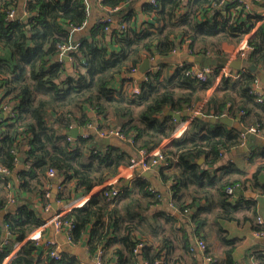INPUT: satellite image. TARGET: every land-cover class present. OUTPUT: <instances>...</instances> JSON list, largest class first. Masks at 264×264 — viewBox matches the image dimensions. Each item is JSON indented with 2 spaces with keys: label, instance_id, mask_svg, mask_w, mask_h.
Segmentation results:
<instances>
[{
  "label": "trees",
  "instance_id": "16d2710c",
  "mask_svg": "<svg viewBox=\"0 0 264 264\" xmlns=\"http://www.w3.org/2000/svg\"><path fill=\"white\" fill-rule=\"evenodd\" d=\"M136 1L98 0L112 20H99L86 28L91 11L88 0H27L24 5L19 0H0V89L4 105L15 113L0 120V167L9 171L0 175V264L18 242L23 243L21 248L6 264H83L66 253L55 260L52 249H42L38 241L27 239L48 220L32 200V194H39L44 207L48 203L42 189L47 171L54 168L65 183L75 180V190L90 192L116 175L120 167L130 165L140 150L151 151L171 137L179 121L166 113L167 109L180 112L187 106L193 110L205 100L202 116L191 118L182 136L163 149L169 162L158 170L160 178L169 184L177 210L183 214L190 209L187 216L193 233L206 245L207 236L201 229L210 212L228 221H241L237 211L242 206L256 214V200L233 198L226 189L238 184L241 190L257 188L264 193L258 178L264 164L247 178L229 159L221 162L226 151L243 144L245 136L238 128L209 117L227 115L245 127L260 126L264 132V93L258 101L251 92L264 72L262 16L249 12L241 0H150L142 9L147 19L141 21L133 6ZM19 9L26 17L17 15ZM12 10L15 16L10 18ZM115 14L118 19L114 23ZM23 26L34 30L33 47L19 43ZM255 27L248 39L254 51L245 66L222 76L212 96L205 99L227 62L221 45L241 42ZM76 28L85 33L73 43ZM184 44L190 56L218 60L206 80L189 74L195 65L189 60L177 64L173 71L165 61L134 85L140 88L138 94L123 92L124 82L134 80L124 74L138 69L145 58H169ZM61 45H77L68 52L71 64L60 57ZM87 107L95 113L90 114ZM96 118L99 128H117L127 140L107 145L100 142L96 131L77 138L66 133L72 126L88 128ZM253 155H264V147ZM21 156L23 168L18 170ZM119 186L122 194L116 201L99 190L84 205L61 216L63 227L71 226L70 240L79 242L88 232V251L92 256L101 251L103 264H140L141 260L170 264L168 252L154 250L144 236L155 230L156 223L162 224L163 217L180 223L176 212L156 209L167 194L146 176L134 178V186ZM12 190L13 203L8 197ZM255 231H264V224L256 220ZM223 232L218 229L226 246L223 262L208 245L206 253L215 257L214 264H235L236 241ZM159 239L169 249L171 237ZM140 242L144 246L137 251ZM186 246L196 257L195 243ZM252 256L257 264H264L260 246Z\"/></svg>",
  "mask_w": 264,
  "mask_h": 264
},
{
  "label": "crops",
  "instance_id": "0c3cea01",
  "mask_svg": "<svg viewBox=\"0 0 264 264\" xmlns=\"http://www.w3.org/2000/svg\"><path fill=\"white\" fill-rule=\"evenodd\" d=\"M27 0H19L20 5H24ZM150 0H137L134 3V8L139 12V18L140 20L147 19V15H145L142 11L143 6L146 2ZM243 2L246 3L247 10L253 14H260L261 16H264V0L260 1H255V0H242ZM88 2L91 5V11H90V16L89 20L87 22V27L90 28L93 26L97 21H99L101 18L106 17L107 13L106 10L102 8V6L99 4L98 0H88ZM23 10L19 9L17 14L19 17L26 16V13ZM113 21L114 23L118 19V14H115L113 16ZM260 23L257 24V27ZM257 27H255L249 34L245 36L243 39V42H247V40L254 35L256 32ZM34 31V30H33ZM32 30L28 29L27 26H23L22 29L20 30L19 33V43L22 44L25 47H33L34 46V41H33V32ZM85 33L84 29H77L74 30L73 35H72V41L73 43H78L80 40L81 36H83ZM242 42L239 43H229V42H224L221 45V50L223 51V54L227 58V61L230 59L231 55L238 53L240 50ZM187 44H184L183 49H179L175 51L169 58H164L162 56H157L153 57L150 62H151V67L150 69L145 72L144 74L140 71V67L138 68V71L132 74L130 78H133L131 83L124 82V87L122 86L123 92L125 94L132 93V89L134 85H137L143 80V77L151 70V68L158 67L159 63L161 62H167L169 64L170 70L173 71V69L177 66V64H181V62L188 61V57L190 54L188 53L187 50ZM248 58V57H247ZM241 59L243 60V67L245 66L246 59ZM240 59L238 56L234 58L232 61ZM145 60V59H144ZM160 62H159V61ZM144 62V61H143ZM142 62V63H143ZM159 62V63H158ZM69 64H71V61H69ZM242 67V68H243ZM231 67L228 68V71L231 72ZM234 71L233 73H236L238 71L237 69L233 68ZM260 79V77H259ZM120 80V79H119ZM221 81V77L218 78L214 81L213 86L207 91L205 94L204 98L209 99L214 91L217 89L219 83ZM261 81V79H260ZM121 85L123 84V81L121 79ZM261 85L264 86V83L261 81ZM6 101L3 99V94H2V89H0V103ZM189 108V107H188ZM90 114H94L95 111L91 107L86 108ZM191 110V109H190ZM181 112V111H180ZM5 117L6 111L3 109L2 106H0V115H3ZM91 115V116H92ZM223 117H229L227 115ZM182 117L181 120L178 122V125L174 132L172 133L171 137L163 140V142L156 148H161L164 149L171 145L173 141L177 138H180L184 131L187 129L191 118L189 117ZM230 119L233 120V124H238L242 125L245 127L243 124H240L239 119H233L229 117ZM2 118H0L1 120ZM91 124H99V121L96 120L91 123ZM75 127V126H74ZM80 129H83L85 132L88 131V128H83L78 126ZM113 128V127H112ZM248 128V127H247ZM117 129V128H115ZM119 130V129H117ZM183 130V131H182ZM182 131V132H181ZM84 132V133H85ZM107 138H115L118 140H127L123 138H117V137H107ZM100 139V137H99ZM124 142V141H123ZM250 143V140L246 137H244V142L243 146H248ZM242 145L236 149H233L231 151H226L225 156L223 157V160L221 162H226L228 159L237 165L245 174L247 178H251L253 174L256 172L257 168L261 165L264 164V155H253L255 150L257 151L259 148L264 147L261 145H255L254 147L250 148V150L246 151ZM242 147V148H241ZM155 148V149H156ZM154 150V149H153ZM228 160V161H229ZM23 164V163H22ZM23 168V165L20 167V161L17 165V169L21 170ZM159 168L156 170L153 169L151 170V175L148 176L152 179V182L155 186H159L164 193L167 194V197L164 195V201L156 206V209L158 208H164L167 209V211L172 212L170 209V203L172 201L171 194L168 191V186L169 184L163 182L160 178L159 174ZM120 172H126V176L120 178L119 184L121 185H128V186H134V179L130 177V174L133 173L127 168V166H122L120 167ZM134 172L138 173L137 170ZM143 176V175H142ZM112 176V179L108 178L106 181H111L114 180L115 177ZM147 177V176H146ZM259 182L264 184V170L258 175ZM105 181V182H106ZM104 182V183H105ZM103 183V184H104ZM164 183V184H163ZM102 184V185H103ZM95 187L92 191L86 192L83 190H75V180L71 179L68 180V182H64V178L62 176H59V174L55 177H48L45 178L44 180V185L42 187L43 191L45 192V198L49 201L48 203L50 204V208L46 209L48 203H46L44 207V202L39 196V194H32V200L34 202V206L38 210H42L44 212V216L47 219L53 218L56 214L62 213L65 214L75 208V205L77 204H82L86 203L90 197L98 193V191L101 189V186ZM241 191L245 192H255L256 197L251 198L257 201V207H256V214L252 215V212H250L248 209L245 207H241L237 211V216L241 218V221H228V220H223V219H218L215 217V214H212L211 212L208 214V222L207 224L201 229L203 233L207 236L206 241L208 248L210 249V252L215 255L219 261L223 262L225 258V249L226 246L219 237L218 234V229L222 228L224 230L223 235H226L229 239L235 240L236 241V246L235 250L233 253V258L235 264H247V260L250 262V264H257L255 260L253 259V252L255 251V248L257 246H260L263 249L264 253V238H260L255 234V223L258 217H261L264 220V193H261V191L257 188H250L248 190H241L238 189L237 195L239 197L241 196ZM14 193L13 190L10 191V193ZM24 196L27 195V193L23 194ZM64 197V198H61ZM244 198H247L244 196ZM250 199V198H247ZM205 202V200H202V204ZM12 205V204H11ZM194 210L192 209V213ZM180 213L179 211H176L177 217L180 219V223H174L172 221H169L167 217L162 218V224H155L156 228L154 231H148L150 232L149 234L144 235L145 238L148 240L149 245L154 249L158 250V248H162V253L167 254V258L170 262V264H205L203 260V256H196L194 257L189 251L186 249V245L190 244H196V236L193 233V226L190 221V218L186 214H178ZM251 216L254 219L251 220H244L245 216ZM32 235H38L40 237L39 244L42 249H46V244L48 241H52L55 243L56 248L61 251V253H66L69 254L72 257H75L79 260L82 261V263H87V264H94V258L91 257L88 247H87V240L89 237V233L87 232L84 236L83 239L79 242H72L69 238V226L67 225L66 227H63L60 230H57L53 225L48 226L45 229H40L36 228L33 230L27 237V239H31ZM162 235H166V237L170 236L171 237V245L169 249H167V244L163 243L159 237H162ZM23 243H16L13 251L11 254L6 258L3 264H6L10 258L17 253V251L21 248ZM262 245V246H261ZM111 249H108L110 251ZM47 251V250H46ZM111 264H115V261L112 262ZM140 264H147L145 261L141 260Z\"/></svg>",
  "mask_w": 264,
  "mask_h": 264
},
{
  "label": "built area",
  "instance_id": "2783aa9c",
  "mask_svg": "<svg viewBox=\"0 0 264 264\" xmlns=\"http://www.w3.org/2000/svg\"><path fill=\"white\" fill-rule=\"evenodd\" d=\"M151 2L155 3L156 0H151ZM110 11L114 12L115 10L110 9ZM14 16H15V11L12 10L9 13V17L13 18ZM100 20L111 21L112 19L110 17H103ZM263 20H264V16H262L261 22ZM261 22H259V23H261ZM75 30H77V28ZM243 41L244 40L241 41L242 44L240 46V50L238 51V53L231 55L230 59L222 67V69L220 71V75L218 76V78H220L222 76L231 75V73L228 71V68H230L229 63L234 58H236L237 56L240 59L247 58L248 55L252 51H254V47L251 44H249L248 40H247V42H243ZM76 46L77 45H61L60 46V50H61L60 55L68 54L70 49L76 48ZM70 59H71V57H70ZM156 70H157V67L151 68V70L148 73L156 72ZM137 71H138V69L135 68L130 73L124 74V77H126L127 79H131L130 77L132 76V74H134ZM212 71H213L212 65L211 66H202V65L195 64L192 67V69L189 70V74L198 80L204 81L208 78L209 74H211ZM143 79H147V74L143 77ZM131 91H132V93L138 94L140 92V88L138 86H134ZM251 92L254 95H256V98L258 101H262L263 93H264V86L261 85L260 79L255 80V82L252 85ZM205 102H206V100L203 101L198 107H196L193 110H195L196 113H198V112L201 113V109L204 106ZM0 106L3 107V109L6 111V114L10 113L11 116L15 115L14 111H10V108L7 105H4V102L3 103L1 102ZM71 128H73V126ZM89 130L96 131L98 133V137H100V138L117 137V138L126 139V137L123 135V133L120 130H117V129L112 128V127H110V128L109 127L99 128V124H89L88 131L82 135L83 136L88 135ZM248 130L251 133H254L259 138H264V132L262 131L260 126H252V127L248 128ZM168 162H169V160H168L164 150L161 148H156V149L151 150V151L140 150L139 154L137 156H134L131 159V163H130V165L127 166V168L130 170V173H131V171H133V173L130 174V177H132L134 179L137 176H142L141 173L138 172L137 173L138 175H136V172H134L135 170H137V168L140 167L143 171H151L153 169L156 170L157 168H159L161 166L168 165ZM0 172H3L5 174V173H8L9 171L5 168L0 167ZM47 175H48V177H55L58 175V172L56 171V169L51 168L47 171ZM124 176H126V172H124V171L120 172L119 171L116 175H114V177H115L114 180L107 182L106 181L108 179L107 178L105 180L106 182L101 186L100 190H103L104 195H106L109 199L116 201L120 197V195L122 194V187L119 186L118 182H119L120 178H122ZM110 179H112V177ZM239 188H240V186L238 184H236V185L227 187L226 191L229 195H231L233 198H235V197H237V191ZM8 197H9L11 203H13L15 201L14 195L12 194V192L8 193ZM84 204L85 203L77 204V205H75V207H80ZM50 207H51L50 204H48L46 209H49ZM170 209L172 210V212L178 211L173 201H171V203H170ZM190 212H191L190 209H185L182 213L187 215ZM62 215L63 214L61 212L56 214L53 218L47 220L39 228L45 229L48 226L53 225L57 230L62 229L63 228V225H62L63 223L61 221ZM257 222L261 225L264 224V220L261 217H258ZM68 226H69V230H70V228H71L70 224ZM255 234L260 238H264V231H255ZM31 239L38 241V242L41 240L38 235H32ZM142 246H144V242H140L138 244L136 250L139 251L140 247H142ZM46 247H47L46 249H48V250L52 249L51 250V256L55 260L61 259V251H59L56 248V245L54 242L48 241L46 244ZM206 248H207L206 242L203 239H197L196 238V244H195L196 255L197 256H199V255L203 256V260H204L205 264H214L216 259H215V257H213V255L206 253ZM100 256H101V251H99L94 256L91 255V257L94 258V261H95L94 264H103ZM83 264H87V263L84 262ZM154 264H164V263L161 260H156Z\"/></svg>",
  "mask_w": 264,
  "mask_h": 264
},
{
  "label": "water",
  "instance_id": "95a60500",
  "mask_svg": "<svg viewBox=\"0 0 264 264\" xmlns=\"http://www.w3.org/2000/svg\"><path fill=\"white\" fill-rule=\"evenodd\" d=\"M60 57L63 60L67 61V62L70 61V56L68 54H62V55H60ZM188 60L193 62V63H195V64H197V65H202V66H211V65L218 64V60L216 58H211V57L189 56ZM229 66L231 68H235L237 70H240L243 67V60L236 59L234 61H231L229 63ZM150 67H151L150 60L148 58H145L144 62L142 63V65L140 67V71L144 74L145 72H147L150 69ZM259 77H260L261 81L264 83V72H260ZM166 113H170L171 115H173L179 121L181 120L182 117L193 118L195 116H198V117L202 116L201 113H199V112L196 113L195 110H190L187 106H185L184 109L181 112H174V111H172L170 109H167ZM3 116H4V114L0 115V118H3ZM209 120H211L213 122H222V123H225L228 126H233L235 128H238L243 133V135L250 140V143H249L248 146H243L242 145V147L246 151L250 150V148L254 147L255 145L264 146V138H259L254 133H251L248 130L247 127H243V126L238 125V124L234 125L233 124V120L230 119L229 117L217 118L216 116H211V117H209ZM84 132L85 131L83 129H80L78 126H75V127H73V128H71V129L66 131V133L69 136L73 137V138L79 137L80 135L84 134ZM99 140H100L101 143H104V144H107V145L118 142L117 139H115V138H100ZM19 160H20V167H21L24 158L21 156ZM202 160L203 159H201L200 162ZM137 171L139 173H141L143 176H147L148 177V176L151 175L150 171H143L140 167L137 168ZM0 175H4V173L0 172ZM241 196H243V197L245 196L247 198H255L256 197V193L255 192L241 191ZM262 243H264V242L262 241ZM246 262H247V264H250V262L248 260Z\"/></svg>",
  "mask_w": 264,
  "mask_h": 264
},
{
  "label": "clouds",
  "instance_id": "9594fccd",
  "mask_svg": "<svg viewBox=\"0 0 264 264\" xmlns=\"http://www.w3.org/2000/svg\"><path fill=\"white\" fill-rule=\"evenodd\" d=\"M71 60V59H70ZM188 119V118H187Z\"/></svg>",
  "mask_w": 264,
  "mask_h": 264
}]
</instances>
